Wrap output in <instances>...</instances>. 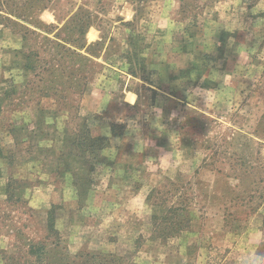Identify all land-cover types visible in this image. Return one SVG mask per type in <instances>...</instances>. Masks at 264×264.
<instances>
[{
  "label": "rangeland",
  "instance_id": "rangeland-1",
  "mask_svg": "<svg viewBox=\"0 0 264 264\" xmlns=\"http://www.w3.org/2000/svg\"><path fill=\"white\" fill-rule=\"evenodd\" d=\"M48 1L53 24L89 14L86 80L44 91L40 38L0 46V264L264 258V0ZM162 187L179 234L149 222Z\"/></svg>",
  "mask_w": 264,
  "mask_h": 264
},
{
  "label": "trees",
  "instance_id": "trees-1",
  "mask_svg": "<svg viewBox=\"0 0 264 264\" xmlns=\"http://www.w3.org/2000/svg\"><path fill=\"white\" fill-rule=\"evenodd\" d=\"M47 3H49L48 0H0V25L2 27L11 26L14 33L21 36L22 49L29 43L30 39L36 42V38H40L39 46L42 48V52L47 53V56L39 57L38 51L33 48L29 52H22V57L24 69L34 72V76L39 78V82L45 83V88H42L44 91L52 89L61 91L63 85L67 81H71V78L74 80V86L78 89L86 77L80 74L78 68H71L72 58L80 57L89 61L88 52L85 51L84 54L81 52L83 48H89V46L85 47L84 39L85 32L91 25L89 14H73L64 19L63 22L58 21V24H46L40 20L39 16L41 11L47 8ZM16 28L17 30H15ZM51 33L53 34L50 36ZM37 69L38 71H36ZM55 84L60 88L54 87ZM110 129L111 133L114 134L112 124H110ZM84 130L88 133L87 138L92 141V144L87 147L91 152L94 150L93 146L96 142L108 141V138L103 136L91 137L88 128ZM2 158L4 156L0 150V159ZM167 192L168 190H164V187L152 191L160 201V203H154L160 213L151 215L149 222H152L154 228L159 232L158 236L161 234H167L166 236L179 234L189 226L187 206L182 203H166L168 197L165 195ZM28 248L29 251L37 253L36 256L39 260H42V257L47 253V248L42 244H29ZM111 256L112 259H108V261L112 264H141L126 263L120 256Z\"/></svg>",
  "mask_w": 264,
  "mask_h": 264
},
{
  "label": "crops",
  "instance_id": "crops-1",
  "mask_svg": "<svg viewBox=\"0 0 264 264\" xmlns=\"http://www.w3.org/2000/svg\"><path fill=\"white\" fill-rule=\"evenodd\" d=\"M40 18L45 23L55 22L53 13L48 11V10L41 12ZM90 31L92 32V34H94L93 30H89V32ZM4 32H5L4 28L2 27V25H0V33L3 34ZM3 39H6V40H3ZM21 45H22L21 36L17 33L12 32V31L7 34L6 38L0 37V46H2V47L7 46L8 48L14 50V49H18L19 47H21ZM128 102H132V101H128Z\"/></svg>",
  "mask_w": 264,
  "mask_h": 264
},
{
  "label": "clouds",
  "instance_id": "clouds-1",
  "mask_svg": "<svg viewBox=\"0 0 264 264\" xmlns=\"http://www.w3.org/2000/svg\"><path fill=\"white\" fill-rule=\"evenodd\" d=\"M254 264H264V258H258Z\"/></svg>",
  "mask_w": 264,
  "mask_h": 264
}]
</instances>
